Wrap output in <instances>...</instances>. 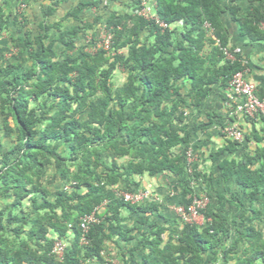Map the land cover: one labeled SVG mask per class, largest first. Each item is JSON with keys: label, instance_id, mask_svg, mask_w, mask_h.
Listing matches in <instances>:
<instances>
[{"label": "trees", "instance_id": "16d2710c", "mask_svg": "<svg viewBox=\"0 0 264 264\" xmlns=\"http://www.w3.org/2000/svg\"><path fill=\"white\" fill-rule=\"evenodd\" d=\"M67 1L50 0L45 17ZM141 1L106 12L108 50H93L98 37L91 51L80 42L100 22L80 24L96 0L66 13L78 22L69 28L63 20L43 22L12 37L19 60H0V137L10 139L0 149V264H113L108 243L117 264H264V234L252 219L229 221L208 200L199 209L202 226L180 219L169 228L151 220L156 204L121 195L140 190L134 176L164 172L180 179L179 207L208 198V178L188 171L186 152L199 126L188 127L182 107L187 100L199 105L244 69L221 20L226 11L236 18L239 0H151L158 20L136 13ZM9 19L0 4V33ZM237 20L241 34L264 40V11L253 8ZM117 70L126 73L119 86ZM235 145L228 140L213 160ZM255 159L223 158L218 166L223 181L233 180L251 205L264 208V163L254 167ZM122 180L127 187L117 189ZM123 209L137 214L131 228ZM93 213L84 232L82 218ZM57 240L65 246L61 259L53 252Z\"/></svg>", "mask_w": 264, "mask_h": 264}, {"label": "crops", "instance_id": "0c3cea01", "mask_svg": "<svg viewBox=\"0 0 264 264\" xmlns=\"http://www.w3.org/2000/svg\"><path fill=\"white\" fill-rule=\"evenodd\" d=\"M91 1L95 0H69L57 6L52 15L45 17L44 12L48 8L50 0H0V4L6 12L10 13L8 29L0 33V60H19V51L13 48L11 40L12 37H17L23 33L21 29L23 26L35 30L43 22L53 24L63 20V27L69 28L78 22L71 17H65L66 13L79 2ZM96 1H99L98 8L80 13L81 23H79L81 25H92L93 21L100 19V22L93 24V30H88L80 36V42L86 46L85 50L87 51H91L92 39L94 37L99 38L104 29L103 19L106 12L110 10L124 12L130 3V0ZM145 1L153 5L151 0ZM238 7L239 12L236 18L227 11L222 14V24L229 35V47L235 51L244 66L243 76L245 80L254 82L258 88V95L264 96V40L252 41L247 35L241 34L240 24L237 20V18H246L253 8L264 11V0H239ZM262 24L261 27H264ZM36 33L37 31L34 32V34ZM56 35L57 32L53 30L49 40H52ZM118 71L116 72L118 73ZM183 91L187 92L188 90L185 88ZM236 106L237 104L228 97V85L225 87L214 85L210 95L199 105H192L190 100L186 101L182 107L185 113V122L189 128L199 126L198 130L192 134L189 143V149L193 151L195 159L188 166V169L197 170L208 178V185L205 190L209 194V206L212 210L219 209L221 215L229 221L243 219L244 223L247 224L252 219L253 225L264 234L263 206L258 202L251 205L247 191L243 190L233 180L223 181L218 166L223 158L238 160L248 155L256 157L254 167L264 163V118H249L238 112ZM231 126L241 130L243 139L235 141V149L232 152L225 151L218 161H214L211 155L224 149L228 140H232L225 133V129ZM2 141L5 144H2ZM9 144L10 139L0 137V149L6 148ZM179 151L180 148L176 147L172 153ZM133 182L139 183V191H150L149 198L144 202H152L158 206V212L151 217V220L169 228L181 224L180 217L176 212L182 195L179 178L163 172L157 175L134 176ZM196 186L198 192L202 191L199 184ZM126 187V182L122 180L116 188L124 190ZM233 193H237V197ZM104 209L105 205H102L97 209V212L102 213ZM122 215L125 219L124 227H133L137 214L123 209ZM203 222L202 217V224L198 225L202 226ZM165 234H168V231ZM108 246L109 257L115 258L114 245L108 243ZM111 262L117 264V261L111 260Z\"/></svg>", "mask_w": 264, "mask_h": 264}, {"label": "built area", "instance_id": "2783aa9c", "mask_svg": "<svg viewBox=\"0 0 264 264\" xmlns=\"http://www.w3.org/2000/svg\"><path fill=\"white\" fill-rule=\"evenodd\" d=\"M138 15L143 16L146 19H156L158 20L156 14L153 12V5L149 4L145 0L141 1L140 8L136 11ZM164 26L162 22L159 23ZM264 26V24H262ZM111 35H109L103 29L98 43L93 50L96 48H103L108 50L110 48ZM228 59L233 60V55L227 53ZM228 97L234 101L237 106L238 112L244 114L249 118H257L259 116H264V96L260 97L258 95V88L254 82L245 80L243 72H236L228 83ZM225 133L234 141H241L243 139V133L240 129L233 126L227 127ZM187 164L188 166L193 163L195 155L192 150L188 149L186 152ZM191 172V168L188 169ZM124 200L131 204H141L150 196V192L147 190H141L134 193L123 192L121 193ZM208 203V198L201 194L200 197L195 198L193 203L187 208L178 207L176 212L183 222H194L190 218L192 215H200L199 209H203ZM96 218L94 213L87 215L82 218L81 228L84 232L88 230L90 223L95 222ZM85 238H82V242ZM64 244L61 241H56L53 252L56 256L61 259L64 253Z\"/></svg>", "mask_w": 264, "mask_h": 264}, {"label": "rangeland", "instance_id": "374dc122", "mask_svg": "<svg viewBox=\"0 0 264 264\" xmlns=\"http://www.w3.org/2000/svg\"><path fill=\"white\" fill-rule=\"evenodd\" d=\"M100 36H99V38H100ZM124 80H125V73L123 71H120L119 70L118 73L116 72L114 74L113 83H114L115 86H119L121 83L124 82ZM2 144H5V142L2 141ZM147 178H148V176H147ZM190 218L192 219V221L196 222L197 224H202V217H201V215H192ZM113 260L116 261L114 257H113Z\"/></svg>", "mask_w": 264, "mask_h": 264}]
</instances>
